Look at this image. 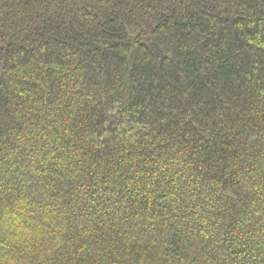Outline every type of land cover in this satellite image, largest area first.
I'll list each match as a JSON object with an SVG mask.
<instances>
[{"label":"trees","instance_id":"trees-1","mask_svg":"<svg viewBox=\"0 0 264 264\" xmlns=\"http://www.w3.org/2000/svg\"><path fill=\"white\" fill-rule=\"evenodd\" d=\"M0 264H264V0H0Z\"/></svg>","mask_w":264,"mask_h":264}]
</instances>
